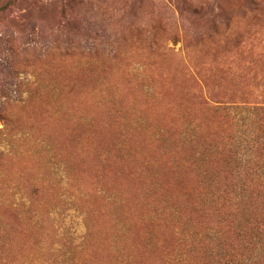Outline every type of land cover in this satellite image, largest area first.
Masks as SVG:
<instances>
[{
	"label": "rangeland",
	"instance_id": "rangeland-1",
	"mask_svg": "<svg viewBox=\"0 0 264 264\" xmlns=\"http://www.w3.org/2000/svg\"><path fill=\"white\" fill-rule=\"evenodd\" d=\"M260 101L264 0H0V264H264Z\"/></svg>",
	"mask_w": 264,
	"mask_h": 264
},
{
	"label": "trees",
	"instance_id": "trees-1",
	"mask_svg": "<svg viewBox=\"0 0 264 264\" xmlns=\"http://www.w3.org/2000/svg\"><path fill=\"white\" fill-rule=\"evenodd\" d=\"M255 8H256V4H252V6L248 7L250 11ZM238 102H242V101H238ZM260 102L264 103V101H260ZM231 185H232L231 180L227 184L223 183L224 186L223 188H217L218 195L220 194V196H228V195L230 196ZM244 186L248 191V197L246 198L247 202L250 200V201H255V203L258 204V202L260 201L258 205V207H260L258 210L259 215L256 218L262 217V219L264 220V178L262 179L257 178L256 180L250 179V181H247ZM244 186H242V189ZM230 262H232L231 264H237L236 261L234 260H231Z\"/></svg>",
	"mask_w": 264,
	"mask_h": 264
}]
</instances>
